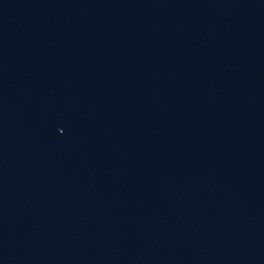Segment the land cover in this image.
Here are the masks:
<instances>
[{
    "label": "water",
    "instance_id": "95a60500",
    "mask_svg": "<svg viewBox=\"0 0 264 264\" xmlns=\"http://www.w3.org/2000/svg\"><path fill=\"white\" fill-rule=\"evenodd\" d=\"M0 264H264V0H0Z\"/></svg>",
    "mask_w": 264,
    "mask_h": 264
}]
</instances>
